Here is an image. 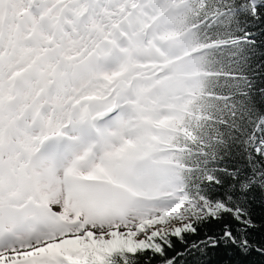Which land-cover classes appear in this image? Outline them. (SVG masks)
I'll use <instances>...</instances> for the list:
<instances>
[{
  "label": "snow or ice",
  "instance_id": "1",
  "mask_svg": "<svg viewBox=\"0 0 264 264\" xmlns=\"http://www.w3.org/2000/svg\"><path fill=\"white\" fill-rule=\"evenodd\" d=\"M0 264H264V0H0Z\"/></svg>",
  "mask_w": 264,
  "mask_h": 264
},
{
  "label": "trees",
  "instance_id": "2",
  "mask_svg": "<svg viewBox=\"0 0 264 264\" xmlns=\"http://www.w3.org/2000/svg\"><path fill=\"white\" fill-rule=\"evenodd\" d=\"M253 259H256L255 257H253Z\"/></svg>",
  "mask_w": 264,
  "mask_h": 264
}]
</instances>
